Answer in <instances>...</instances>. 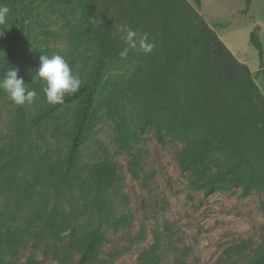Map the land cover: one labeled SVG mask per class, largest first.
<instances>
[{
	"label": "trees",
	"instance_id": "obj_1",
	"mask_svg": "<svg viewBox=\"0 0 264 264\" xmlns=\"http://www.w3.org/2000/svg\"><path fill=\"white\" fill-rule=\"evenodd\" d=\"M25 1L0 0L10 9L0 78L15 67L37 91L33 103L16 105L0 89V112L7 110L0 136V264H118L145 238L147 209L155 214L160 206L153 191L161 157L137 144L142 134L173 148L191 188L255 196L264 217V94L249 66L198 12L200 0H79L76 23L60 5L31 8ZM250 4L245 0L241 13ZM49 13L60 17L59 29L48 27ZM122 23L147 34L152 52L130 50L121 58ZM258 28L249 42L264 73ZM43 39L66 48L42 47ZM45 54L63 56L82 81L62 104L46 101L35 74ZM103 121L112 124L115 151L95 141L98 154L86 161ZM118 154L146 191L138 196L139 211L123 192ZM256 234L228 244L212 264H264V222ZM166 238L156 234L136 264L198 263L187 247Z\"/></svg>",
	"mask_w": 264,
	"mask_h": 264
},
{
	"label": "rangeland",
	"instance_id": "obj_2",
	"mask_svg": "<svg viewBox=\"0 0 264 264\" xmlns=\"http://www.w3.org/2000/svg\"><path fill=\"white\" fill-rule=\"evenodd\" d=\"M79 0H26L25 5L31 8L46 5H60L72 23H76L79 14ZM195 5L194 0H188ZM20 4L17 5L20 8ZM245 7V0H200L198 12L204 20L215 29L216 33L228 46L231 52L243 63L247 64L254 76V80L264 94V73L260 70L256 49L249 42V33L258 25L257 30L264 51V0H251L247 13H241ZM26 12L23 13L25 15ZM48 27L57 30L60 28L58 14L49 13ZM21 18V17H20ZM34 19V18H32ZM42 47L65 50L64 42L43 39ZM264 69V67H263ZM7 110L0 112V136L5 130ZM112 124L103 121L98 125L86 150V161H93L98 154L95 141H102L107 145L110 153L115 151ZM140 147L157 149L161 157V166L157 170L156 185L153 191L160 200L159 208L154 214L149 208L145 238L137 242L131 251L118 260V264H136V257L140 250L154 242L155 235L160 233L164 242L168 243L166 235H170L180 247L189 249V260L198 259L197 264H212L222 250L230 243L240 238L256 237L259 225L264 222V217L257 207V198L250 196L241 198L237 195L226 193L205 194L201 190L191 188L185 177L177 170L173 161V148L161 146L149 134H142L137 140ZM125 175L123 192L129 198L130 208L138 209V196L146 195L140 181L133 178L126 167L124 154L116 156ZM155 199V198H154ZM147 197V202L148 201ZM140 217L141 213L138 212ZM170 228V229H169ZM140 230L139 223L132 229V235H137Z\"/></svg>",
	"mask_w": 264,
	"mask_h": 264
},
{
	"label": "clouds",
	"instance_id": "obj_3",
	"mask_svg": "<svg viewBox=\"0 0 264 264\" xmlns=\"http://www.w3.org/2000/svg\"><path fill=\"white\" fill-rule=\"evenodd\" d=\"M9 12L8 6L0 4V39L5 36ZM93 22L102 23L101 20H93ZM117 31L122 34L126 45L119 52L121 58H127L130 50H138L149 54L155 47V43L149 40L147 34H139L127 23L119 24ZM2 53L4 52L2 51ZM35 74L44 82L42 91L46 101L54 105L62 104L65 95L77 92L82 83L81 79L73 74L66 59L59 54L40 55ZM0 89L16 105L31 104L37 97V91L26 86L25 80L23 77L18 76V69L15 67L10 68L7 74L0 78Z\"/></svg>",
	"mask_w": 264,
	"mask_h": 264
}]
</instances>
